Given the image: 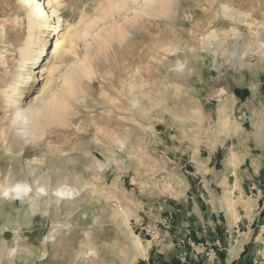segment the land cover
I'll return each instance as SVG.
<instances>
[{"label":"rangeland","instance_id":"obj_1","mask_svg":"<svg viewBox=\"0 0 264 264\" xmlns=\"http://www.w3.org/2000/svg\"><path fill=\"white\" fill-rule=\"evenodd\" d=\"M72 2L66 0L68 7L62 13L70 24L76 25L80 21L79 14L73 13ZM83 2L91 7L94 0ZM221 3L232 4L242 12L251 11V16L245 17L249 23L236 26L215 18ZM177 9L178 13L171 20L150 25L148 35L134 34L143 46L97 63L102 78L89 82L86 88L90 112L72 115L67 127H49L50 118L45 117L47 131L42 138L25 143L9 126L14 107L5 94L11 92V87L20 90L23 87L22 79L18 78L20 49L28 39L29 14L20 0H0V132L6 136V140L0 142V183L7 186L23 181L31 190L45 186L48 192L65 183L69 187L95 185L68 201H48L41 193L38 200L31 198L25 205L0 202V264H9L5 249L13 247L17 248L16 256L11 257L14 264H22L20 258L27 248L35 252V264H54L64 259L68 264H148L142 257L134 260L122 229L132 231L144 245L158 244L162 238L160 231L153 232L149 227L147 231L145 225L141 229L140 223L147 213H152L148 216L151 221L155 220L153 213L159 212L160 204L179 198L189 188L193 160L201 148L224 154L232 149L231 153L238 157L244 153L247 135L259 130L264 112V58L253 45L255 41L264 40V35L259 37L253 32L264 30L250 27L257 21L264 23V0H178ZM232 27L239 36L229 32ZM212 29L219 32V39L227 42L223 51L216 43L209 46L206 38ZM49 32L43 29L42 36L52 42L54 31L49 29ZM245 37L250 49L239 61L242 66L238 68L236 62ZM154 42L169 46L158 50ZM82 43H79L80 48ZM152 43L153 48H150ZM181 65L182 72L178 71ZM49 82L48 75L43 79L39 76L25 101H33ZM144 85L152 101L164 96L171 98L174 85L184 90L178 100L168 104L167 111L159 112L158 116L149 113L154 118L144 121V128L150 129L147 131L129 125V112L125 110L131 93L138 95L143 105L150 106L139 91ZM133 87L136 89L132 90ZM102 92L118 99L119 103L106 100ZM12 98L17 99L15 95ZM120 116L125 120L121 121ZM82 119L84 124H80ZM88 119L95 122L91 128L87 127ZM96 125H119L114 130L119 134H124V128L132 127L139 162L121 173L112 168L100 174L89 172L84 161L90 157L84 156L80 149L92 139ZM77 126L85 130L78 132ZM237 126L239 132L235 130ZM92 147L99 146L93 144ZM92 156L103 161V156L95 151ZM203 156L207 157L208 152H203ZM94 175L100 178L93 181ZM82 199L85 202L79 203ZM118 205L126 215L118 211ZM259 219V227H253L252 237L247 236L248 245H244V251L235 259L230 258L227 249L237 244L236 239L219 247L221 251L217 252L213 246L196 245L188 239L191 250L182 252L173 264H238L248 247L253 264H264V208ZM159 226L166 228V223L161 222ZM85 232L92 233L95 257L86 255ZM100 241L109 247H100ZM181 245L184 247L183 243ZM43 255L46 257L41 260Z\"/></svg>","mask_w":264,"mask_h":264},{"label":"snow or ice","instance_id":"obj_2","mask_svg":"<svg viewBox=\"0 0 264 264\" xmlns=\"http://www.w3.org/2000/svg\"><path fill=\"white\" fill-rule=\"evenodd\" d=\"M21 3L25 4V6L30 10L34 8V10L29 12L28 39L24 41L26 48L31 47V34L34 25L46 26L51 17L55 16L57 17V20L52 22L53 28L57 32L61 31L60 28L56 27L59 20V10L68 7V5L63 3L62 0H57L56 4L51 3L50 0H39V2L35 3V5H33V0H21ZM167 6L169 8L168 14L170 16L174 15L177 7V0H167ZM71 7L74 14H79L80 23H83L90 5L88 3H84L83 0H73ZM148 7V4L139 5V0H102L101 4L96 5L97 12H99L101 8H105L106 12H110L108 19L113 25V30L110 34V37L112 38L103 40L99 45L94 46L90 43L89 32L85 30L79 37V39L83 41L79 54H77L75 44H73V48L71 50L63 49L64 54L71 57V59L66 62L59 64V67L63 69V71L60 72V77L63 80L65 87L69 90L67 96L70 97V100L66 99L61 101L59 102V107H56L57 101L55 100V97H53L52 100L45 99L44 92L40 91L38 88L37 91H40V95L35 98L34 103L28 104L23 112L17 113V121H23V123L27 125L28 113L36 112L37 114L43 113L50 115L51 120L49 127H67L72 115H79L80 112H90L91 109L86 103L90 100L86 91L87 85L89 82L97 79L98 77L102 78L101 73L98 71L97 61L107 52L111 51L112 44L116 39L123 43L128 38L129 32L126 30V26L129 23H136L142 16L147 15L148 13L145 9ZM45 8L50 9L51 11H45ZM133 8L138 9L136 15L130 17L119 15L120 13ZM218 9L219 10L216 12L215 18H222L224 21L231 22L233 25L239 23H249L245 17H250L251 11H248L247 13L242 12L238 8L226 3H221L218 6ZM238 16L239 19L237 18ZM99 19L100 17L97 15L93 18V22H97ZM208 23H211V20H209ZM76 27H79V24H77ZM250 27L253 29L258 27L259 29L264 30V23L257 21L255 24H250ZM67 31L72 32V27H69ZM229 32L234 36H239L235 27L230 28ZM253 35H264V31L259 33L254 31ZM210 36H214V33H210ZM66 40L67 37L65 36L63 41L56 43L58 61L61 54V44L65 43ZM240 49L241 54L236 62V66L238 68L242 66L239 61L242 60L244 56L248 55V50L250 49V44L246 37L243 39ZM258 53L262 58H264V42L261 43ZM256 54L257 53H253V55ZM32 62L35 63V60ZM53 71H55V69H53ZM178 71H184L183 65L180 66ZM49 74L51 75V73ZM137 74H139V69H137ZM173 87L174 92L172 93L171 98L164 96L158 101L149 100V107H145L143 105L138 95H130L127 107L125 108V110L129 112L127 123L129 125H134L135 129H143L145 131L150 130L148 128H144V121L146 119L154 118L150 117L149 113H156L158 116L159 112L168 110L167 106L172 102V100H178L180 96L184 94V90L179 86L174 85ZM46 88L47 85H45V89ZM101 95L113 104L119 103L118 99L109 97L107 93L102 92ZM261 117L262 119L260 121L257 138L261 146H264V112L261 113ZM119 119L124 121L125 117L120 116ZM94 123V121L88 119L87 127L91 128ZM80 124H84L83 119L80 121ZM118 127L120 126L112 125L109 127L107 125H96L92 139L81 146V153L84 156L90 157L89 160L84 161L89 172L100 174L104 173L107 169L112 168L116 173H121L123 171H128L129 168H133L135 163L139 162L137 159L139 149L135 143L136 138L133 137L134 129L132 127H126L124 128V134H119L114 131ZM225 127H227V125H225ZM84 130V128L77 126L78 132ZM235 130L237 132L240 131L238 126ZM19 135L23 138L25 143L30 142L29 133L26 131H21ZM0 136H3V132H0ZM109 140L111 141L110 143L108 142ZM93 144L99 147L93 148ZM105 149H107V151H105ZM93 151L101 154L103 156V161L97 160L94 156H92ZM230 163L233 168H236L239 165L240 160L236 153H232ZM261 167H264V159L261 160ZM234 174L235 173H233V175ZM11 175V172H9L8 177L10 178ZM99 178V175H94L92 180L96 181ZM133 183H135V181H133ZM94 186V184H82L77 185L76 187H69L65 183L62 189L56 192V195L72 198L78 196L80 192L85 191L86 188ZM29 191H31V189L28 187L27 183L23 181L17 182L14 186L10 187L6 186L4 183H0V193L8 199L12 198L10 193L20 194L27 193ZM39 191L43 192L44 189L41 188ZM93 195H95L94 192ZM69 227L71 226L69 225ZM84 236L87 238L85 241L87 249L86 255L88 257L97 256L96 244L93 241L92 233L85 232ZM49 238L55 239L54 236H50ZM99 243L102 248L109 247L104 244L103 241H100ZM237 243H239V241H237ZM138 247L142 246L138 245ZM5 251L9 264H13L11 257L16 256L17 248H6Z\"/></svg>","mask_w":264,"mask_h":264},{"label":"crops","instance_id":"obj_3","mask_svg":"<svg viewBox=\"0 0 264 264\" xmlns=\"http://www.w3.org/2000/svg\"><path fill=\"white\" fill-rule=\"evenodd\" d=\"M245 148L236 168L230 163L232 149L224 154L201 148L193 160L189 188L179 198H170L160 204L159 212L153 213L155 220L148 217L152 213L143 217L141 229L145 225L147 231V227L153 232L159 230L162 238L150 247L142 260L148 264L151 261L173 264L182 252L191 250L188 239L196 245L213 246L217 252L233 239L240 241L248 235L252 237L253 227H259L264 208V167H261L264 146L257 138L256 129L247 135ZM205 151L207 157L203 156ZM161 222L166 223V228L159 226ZM247 249L244 261H252L249 247Z\"/></svg>","mask_w":264,"mask_h":264},{"label":"bare ground","instance_id":"obj_4","mask_svg":"<svg viewBox=\"0 0 264 264\" xmlns=\"http://www.w3.org/2000/svg\"><path fill=\"white\" fill-rule=\"evenodd\" d=\"M38 2L39 0H33V5H35V3H38ZM50 2L53 4H56L57 0H50ZM62 2L66 3V0H62ZM101 3H102V0H94L93 5L86 12V16H85L83 23H80V21L78 22L79 27H76L77 24L76 25L70 24L65 19L62 13L64 9L59 10V20L56 25V27L61 29L60 32H57L53 28L52 22L53 20H57V17L55 16L51 17V19L47 22L46 26H40V25L33 26L32 34H31V42H30L31 47L26 48L24 44V46L21 47L20 49V54L22 56L21 71L22 70L24 71L23 72L20 71L21 73L19 72L20 75H18L19 76L18 78L22 79L21 84L23 87L21 90L15 87H11L10 89L11 92H6L5 94L9 100L11 99L9 102H10V105L11 103L13 104V106L11 105L12 108L14 107L13 117L11 119L9 126L16 132L18 138L23 139L19 135V133L21 131H26L27 133H29V140L33 142L37 138H40L41 136H43L45 132L47 131L45 129L46 128L45 127L46 119H44L45 117L50 118L48 120L50 123V120H51L50 115L43 114V113L37 114L36 112L28 113L27 125H25L23 121H17L16 119L17 113L23 112V110L27 107L28 104H32L35 102V99L30 102L25 101V100H27L28 98L27 94L29 93L31 87L33 86L32 85L33 82L39 79V76H41V79H43L47 75H48V78H50V82L47 84V88L43 89L45 99L52 100L53 97H55V100L57 101L56 107H59V102L64 101L66 99L70 100V97L67 96V93L69 90L65 87L64 82L60 77V72H62L63 69L59 67V64L66 62L68 59H71V57L68 55H65L63 52V49L71 50L73 48V44H75L77 54H79V50H80L79 43L83 42L82 40L79 39V37L81 33L85 30L89 32L90 43H92L94 46L99 45L103 40L112 38L110 37V34L112 33L113 25L111 21L108 19L110 12H106L105 8H101L99 12L96 11V5L101 4ZM177 3H178V0H177ZM145 4L149 5V7L145 9V11L148 14L142 16L134 24L129 23L126 26V30L129 32L128 38L123 43H121L118 39H116L115 42L112 44L111 51L103 55L97 61V63L101 59L107 60L109 56H113V57L114 56L118 57L119 55L121 56V54L123 55V53H121L122 51L126 53L127 50L129 51V50H133L134 48L136 49V47L138 46H143L144 44H142V42L137 41L136 37L134 36L135 33L136 34L144 33L145 35H148L149 34L148 32H150V25L152 24L159 25L158 21L160 20H171V18H174L176 14L178 13V9L176 7L174 15L170 16L168 14L169 8L167 6V0H139V5H145ZM27 9H28V14L31 10H34V8L31 10L29 8ZM45 11H51V10L45 8ZM137 11H138L137 8H133V9L126 10L125 12L120 13L119 15L130 17V16L136 15ZM97 15L100 17L99 21L93 22V18ZM237 18L239 19V16ZM164 23L166 25V22H163V24ZM235 25L241 26L243 25V23H239ZM69 27H72V32L67 31ZM43 29L47 30L48 33H50L49 29H52V31H54V34H53L54 38L52 42L49 41L48 39L46 40L45 38H43L42 36ZM210 33H214V36H210ZM224 35L226 36V34ZM65 36L67 37V40L65 43L61 44V54L59 56V61H58L56 43L63 41L65 39ZM257 36L260 37V35H257ZM131 39H133V41H131ZM206 40L209 43V46L214 45V43H216L217 47L220 48L222 51L228 45L225 40L219 39V32H217L214 29L209 30ZM262 42H264V40L255 41L253 45H255L257 49H260ZM154 43L151 44L150 48H153V44L155 45V48L157 47L159 48L158 50L166 49L169 46V44L164 43V42H154ZM174 44L176 45V43ZM146 57H148L147 54H146ZM33 60H35V63L32 62ZM28 65H30V67ZM53 69H55V71H53ZM49 73H51V75ZM45 79H47V77ZM134 89L136 88L133 87L132 90ZM139 91L141 95L143 96V99H147L149 101L150 97H149V92L146 91V86L145 85L142 86L139 89ZM13 94L15 95V97H17L16 100H12L13 99L12 97L14 96ZM132 94L133 93H131V95ZM144 106L149 107L148 105H144ZM43 119H44V122H43ZM257 133H258V130L256 134ZM5 137H6L5 134H3V136H0V142H4L6 140ZM16 183H11V184H8L7 186L9 187L14 186ZM27 185L29 188H31L28 183ZM41 188L44 189L43 192L39 191V189ZM60 189H62V186L60 187L58 186L48 192L45 186L43 187L38 186L35 190L32 189L31 191L27 193H20V194L10 193L12 197L11 199L4 197L3 194L0 193V202L3 203L6 201H11L13 203H17V204L22 203L25 205L28 202V200L31 198L38 200L41 193L45 194L48 201L50 200H56L57 202L61 200L68 201L70 198L56 195V192ZM84 202L85 200L82 199L79 203H84ZM116 208H118V211H120L122 214L126 215L125 211L119 205L116 206ZM122 235H123V238L126 240L127 245L129 246L130 250L132 251L134 260L135 259L137 260L138 258L147 255L148 249L151 243L144 245L142 241L140 240V238L136 236L132 231H129L128 229H122ZM248 240H249L248 237H244L242 240L239 241V243L229 246L228 252L230 254L231 259H235L236 257H238V255L242 252L243 247L248 242ZM138 245L142 247H138ZM34 254L35 252L32 250V248H27L25 251L23 250L22 252L23 256L20 258V263L35 264L37 262V256ZM45 257L46 255H43L42 258L40 259L44 260ZM55 262L56 261H54V264H68V261L65 259L62 261H57V263ZM60 262H63V263H60Z\"/></svg>","mask_w":264,"mask_h":264},{"label":"trees","instance_id":"obj_5","mask_svg":"<svg viewBox=\"0 0 264 264\" xmlns=\"http://www.w3.org/2000/svg\"><path fill=\"white\" fill-rule=\"evenodd\" d=\"M246 252L245 251L243 254H242V257H241V260L240 262H238V264H253V261L249 260V259H245L244 261V256L246 255Z\"/></svg>","mask_w":264,"mask_h":264}]
</instances>
